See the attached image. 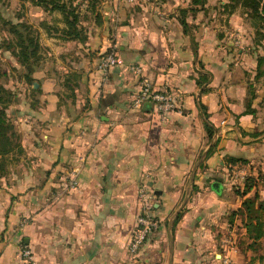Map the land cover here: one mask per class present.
Segmentation results:
<instances>
[{"label": "crops", "instance_id": "0c3cea01", "mask_svg": "<svg viewBox=\"0 0 264 264\" xmlns=\"http://www.w3.org/2000/svg\"><path fill=\"white\" fill-rule=\"evenodd\" d=\"M96 1L81 4L84 41L51 36L52 49L71 51L72 73L43 71L18 118L23 152L0 176V264H223L234 245L228 217L250 193L234 191L246 162L233 158L264 157V134L252 133L264 113L259 23L225 12L230 0ZM112 46L118 63L103 83L97 64ZM133 65L177 95L167 118L150 102L134 105L141 81ZM206 72L202 91L197 78ZM142 187L154 195L160 227L134 258L128 243Z\"/></svg>", "mask_w": 264, "mask_h": 264}, {"label": "rangeland", "instance_id": "374dc122", "mask_svg": "<svg viewBox=\"0 0 264 264\" xmlns=\"http://www.w3.org/2000/svg\"><path fill=\"white\" fill-rule=\"evenodd\" d=\"M84 1V0H80ZM84 8V6H83ZM237 8V9H236ZM237 14H244L247 12V8L238 5L235 7ZM229 9L225 10L228 12ZM227 14V13H226ZM247 18H249L247 16ZM245 19V18H244ZM246 21V19H245ZM22 23L31 25L32 34L38 36V40L41 44V48L38 51V59L33 64V72L31 73V80L27 78V67L23 65L18 56L15 55L17 48L15 45L17 39V33L13 30L14 27H18L21 31H25L24 27L20 26ZM64 23L62 21V15L59 12L44 11L41 7L34 5L30 0H0V84L7 90L5 97L10 101L6 104L0 102V109H4L6 116L12 125V130L17 133V140L21 141V131L18 122V118L24 113L23 107L29 106L31 97L34 95V82L40 81L44 72L54 73L56 77L65 79V76L71 71L67 72L68 66H73V57L68 49L63 50L61 53L52 49V46H57L52 37L60 39L55 34L60 33L56 28H62ZM246 29L250 33L252 32V24L246 21ZM262 33L264 34V21L262 23ZM239 30L233 32L234 36H238ZM238 41L237 38H235ZM244 41L238 44L242 45ZM47 43H50L49 45ZM246 45V44H245ZM243 46V45H242ZM262 47L264 45L262 44ZM63 49V48H62ZM53 51H56L53 53ZM264 51V49H263ZM65 67V68H64ZM101 77V73H100ZM73 81V79H72ZM27 100V101H26ZM26 118V117H22ZM256 128L252 129V133L255 131H261V135L264 134V113H260L254 118ZM20 131V132H19ZM253 136V135H252ZM260 144L264 143V135L258 139ZM17 152H12L8 155V160L11 162L17 158ZM12 158V159H11ZM11 159V160H10ZM243 168V172L235 177V184H233L234 191L240 195L246 187L248 181L253 183V188L245 199H256V207L262 201L264 202V157L260 159H252V164L246 162L240 165ZM255 194L258 195L255 198ZM154 195H152L153 198ZM241 196V195H240ZM243 199V200H245ZM242 200V202H243ZM152 205V204H151ZM242 210L231 213L228 217L229 222L232 221L234 229L229 231L230 237L234 245L230 244L228 248V256L231 257V252L236 251L238 257L233 259V264H259L260 256L264 254V236L256 239L257 230L250 228L248 230V217L246 206L241 204ZM255 222V220H253ZM226 257H222L223 264Z\"/></svg>", "mask_w": 264, "mask_h": 264}, {"label": "trees", "instance_id": "16d2710c", "mask_svg": "<svg viewBox=\"0 0 264 264\" xmlns=\"http://www.w3.org/2000/svg\"><path fill=\"white\" fill-rule=\"evenodd\" d=\"M34 5L41 7L44 11L48 12H59L62 15V21L64 26L62 28H56L60 33L55 34L63 40H82L87 38L85 34L86 26L83 24L82 12V1L68 2L66 0H30ZM98 1V0H97ZM93 4L95 6L97 4ZM194 5L203 6L206 0H193ZM238 5L246 7L248 15L259 23L257 29V36L259 39H264V34L261 32L262 23L264 21V0H230L226 3L225 10L229 9L232 12ZM192 11L196 10L195 7L191 8ZM182 12H186L185 9ZM181 22L185 27L186 31L189 29V25L184 18H181ZM20 26L24 27V32L18 27H14L15 33H17V39L15 42L16 48L18 49L15 53L18 56L19 61L26 65L27 73L26 76L31 80V73L33 72V64L38 59V51L41 48V44L38 40V36L32 34L31 25H26L22 23ZM32 30V31H31ZM259 35L261 37H259ZM105 55V54H104ZM103 55V56H104ZM102 56V57H103ZM101 57V58H102ZM264 65V56L258 58V76L264 73L262 69ZM76 77V75H75ZM210 73H200L197 78L198 85L202 86V91H206V86L209 83ZM39 88H34V91H38ZM7 90L0 84V102L6 104L10 101L5 97ZM209 136L211 137L214 133L210 124H206ZM16 131L12 130L11 122L4 109H0V176H3L8 171V155L12 152H17L21 154L23 152V147L21 141L17 140ZM234 161L248 162V160L243 158H233ZM253 188V183L248 181L246 187L242 192H239L241 196L248 194ZM258 195L255 194V198ZM256 199H245L243 201V206H246L248 222L247 227L257 230L256 239L264 236V202H260L256 207ZM243 208V207H242ZM240 208L238 211L242 210ZM255 220V222H253ZM24 243V242H23ZM259 264H264V254L260 256Z\"/></svg>", "mask_w": 264, "mask_h": 264}, {"label": "built area", "instance_id": "2783aa9c", "mask_svg": "<svg viewBox=\"0 0 264 264\" xmlns=\"http://www.w3.org/2000/svg\"><path fill=\"white\" fill-rule=\"evenodd\" d=\"M118 63V53L116 46H112L109 51L99 60L97 69L101 73V81H108L110 70ZM130 70L139 75L141 81V89L134 98V105L140 107L146 102H150L155 106L156 110L163 118H167L168 114L178 109L177 95L170 90L156 89L145 74L141 67L133 65ZM238 177L244 170L239 168L236 170ZM78 183L76 171L72 173L71 186L74 187ZM139 199L142 205V212L137 217L136 230L134 231L129 243L128 251L130 255L137 258L140 254V249L147 238L156 232L160 227V221L152 214L151 199L152 193L145 187H142L139 192ZM26 222V220L24 221ZM21 256L25 259H32V251L27 246H22ZM226 264H233L231 257H226Z\"/></svg>", "mask_w": 264, "mask_h": 264}, {"label": "water", "instance_id": "95a60500", "mask_svg": "<svg viewBox=\"0 0 264 264\" xmlns=\"http://www.w3.org/2000/svg\"><path fill=\"white\" fill-rule=\"evenodd\" d=\"M35 85H37V83H35ZM215 188H218L219 187V183L218 182H216V183H214V185H213Z\"/></svg>", "mask_w": 264, "mask_h": 264}]
</instances>
